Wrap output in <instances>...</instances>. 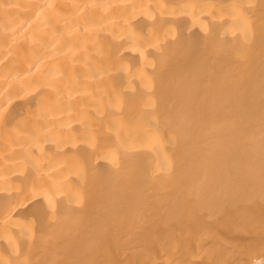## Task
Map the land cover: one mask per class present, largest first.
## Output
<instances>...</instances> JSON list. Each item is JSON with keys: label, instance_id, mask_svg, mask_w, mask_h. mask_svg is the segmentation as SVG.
Masks as SVG:
<instances>
[{"label": "bare ground", "instance_id": "bare-ground-1", "mask_svg": "<svg viewBox=\"0 0 264 264\" xmlns=\"http://www.w3.org/2000/svg\"><path fill=\"white\" fill-rule=\"evenodd\" d=\"M0 264H264V0H0Z\"/></svg>", "mask_w": 264, "mask_h": 264}]
</instances>
